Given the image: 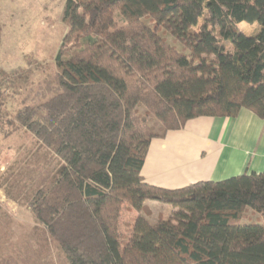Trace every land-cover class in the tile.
<instances>
[{"label":"trees","instance_id":"trees-1","mask_svg":"<svg viewBox=\"0 0 264 264\" xmlns=\"http://www.w3.org/2000/svg\"><path fill=\"white\" fill-rule=\"evenodd\" d=\"M62 20L38 89L29 66L0 68V129L33 137L0 178L5 195L69 264H264V222L248 213L264 216V171L177 189L142 175L152 140L191 119H264V0H66ZM151 200L171 216L152 222ZM126 206L137 216L122 242Z\"/></svg>","mask_w":264,"mask_h":264},{"label":"rangeland","instance_id":"rangeland-1","mask_svg":"<svg viewBox=\"0 0 264 264\" xmlns=\"http://www.w3.org/2000/svg\"><path fill=\"white\" fill-rule=\"evenodd\" d=\"M65 3L66 0H0V68L9 71L29 66L33 71L31 87L38 89L53 73L54 58L67 32L68 27L62 20ZM257 26V23L241 22L239 29L249 34ZM164 36L181 46L171 36ZM30 59L37 63L30 64ZM16 100L9 103V109L18 107ZM138 111L145 114L146 108L140 105ZM150 123L157 129L161 126L153 115ZM32 139L24 132L7 137L0 129V178L18 157L19 149L31 144ZM147 205L152 210V222L171 216V205L161 202ZM0 208V264H69L58 244L37 222L31 208L9 199L2 188ZM136 212L130 206L122 211V242L134 224ZM248 213L250 220L264 222V216L257 211L248 209Z\"/></svg>","mask_w":264,"mask_h":264},{"label":"crops","instance_id":"crops-1","mask_svg":"<svg viewBox=\"0 0 264 264\" xmlns=\"http://www.w3.org/2000/svg\"><path fill=\"white\" fill-rule=\"evenodd\" d=\"M262 171L264 119L242 109L236 117L194 118L184 128L154 138L142 175L150 184L177 189Z\"/></svg>","mask_w":264,"mask_h":264}]
</instances>
